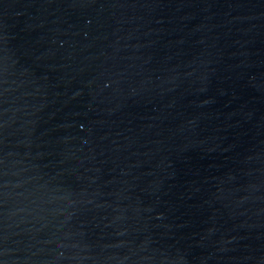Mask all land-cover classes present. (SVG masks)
Instances as JSON below:
<instances>
[{
  "label": "water",
  "instance_id": "water-1",
  "mask_svg": "<svg viewBox=\"0 0 264 264\" xmlns=\"http://www.w3.org/2000/svg\"><path fill=\"white\" fill-rule=\"evenodd\" d=\"M0 264H264V0H0Z\"/></svg>",
  "mask_w": 264,
  "mask_h": 264
}]
</instances>
